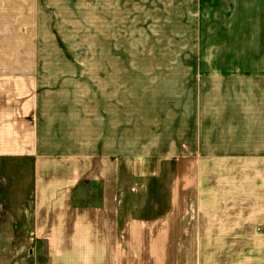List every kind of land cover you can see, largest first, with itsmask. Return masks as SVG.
<instances>
[{
  "label": "crops",
  "instance_id": "0c3cea01",
  "mask_svg": "<svg viewBox=\"0 0 264 264\" xmlns=\"http://www.w3.org/2000/svg\"><path fill=\"white\" fill-rule=\"evenodd\" d=\"M123 2L145 5L146 15L177 9L210 56L226 58L222 72L259 75V96L230 99L232 109L222 116L196 112L193 126L185 119L178 208L166 209H140L139 182L118 175L117 147L103 148L99 154L105 157L93 164L90 157L83 162L77 157L43 166L36 117L30 118L34 99L0 97V155L33 159L35 171L18 210V230L28 240L6 244L0 264H264V0H100V5ZM62 3L0 0V11L12 12L0 17V32L2 26L16 33L27 25L25 13L34 8L29 5ZM50 53L0 49V91L31 80L36 59ZM242 84L230 85L249 88ZM192 133L196 142L188 145ZM92 166L97 175L90 174ZM42 169L55 172L42 177ZM6 224L3 230L9 229Z\"/></svg>",
  "mask_w": 264,
  "mask_h": 264
},
{
  "label": "rangeland",
  "instance_id": "374dc122",
  "mask_svg": "<svg viewBox=\"0 0 264 264\" xmlns=\"http://www.w3.org/2000/svg\"><path fill=\"white\" fill-rule=\"evenodd\" d=\"M60 2L65 3L29 5L34 7L25 13L29 23L17 28L18 33L2 26L0 49L52 53L36 59L31 80L10 84L18 88L0 91V97L34 99L30 118L36 117L35 141L43 151V166L77 157L82 162L90 157L93 164L105 157L99 154L103 148L117 147L118 175L139 182L140 209L178 208L185 119L193 126L196 112L198 117L222 116L232 109L230 99L257 100L259 75L222 72L226 58L211 57L177 9L146 15L145 5L129 2ZM10 14L0 11V17ZM234 81L249 88H233ZM191 136L188 145L196 142ZM32 162L19 154L0 155V257L8 254L4 247L9 242L28 240L19 233L18 210L35 177ZM50 172L55 171L40 170L42 177ZM97 173L92 166L90 174ZM93 181L97 190L101 182ZM5 223L11 228L3 230Z\"/></svg>",
  "mask_w": 264,
  "mask_h": 264
}]
</instances>
